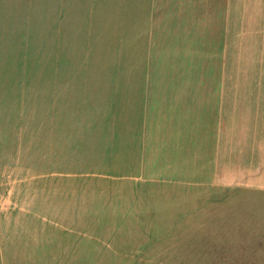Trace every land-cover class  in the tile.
Wrapping results in <instances>:
<instances>
[{"label": "rangeland", "instance_id": "rangeland-1", "mask_svg": "<svg viewBox=\"0 0 264 264\" xmlns=\"http://www.w3.org/2000/svg\"><path fill=\"white\" fill-rule=\"evenodd\" d=\"M0 264H264V0H0Z\"/></svg>", "mask_w": 264, "mask_h": 264}, {"label": "crops", "instance_id": "crops-1", "mask_svg": "<svg viewBox=\"0 0 264 264\" xmlns=\"http://www.w3.org/2000/svg\"><path fill=\"white\" fill-rule=\"evenodd\" d=\"M208 99H210V98H207L206 100H208ZM201 108L203 109V110H206V109H211V106L209 105V106H207V104L206 103H203L202 105H201ZM212 117H209L207 120H206V122L208 123V124H211L212 123V119H211ZM204 138H206V137H204Z\"/></svg>", "mask_w": 264, "mask_h": 264}]
</instances>
